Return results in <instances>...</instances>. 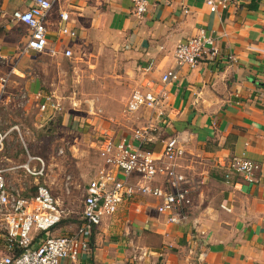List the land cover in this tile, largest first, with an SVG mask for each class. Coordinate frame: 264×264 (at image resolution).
I'll use <instances>...</instances> for the list:
<instances>
[{"label": "crops", "instance_id": "0c3cea01", "mask_svg": "<svg viewBox=\"0 0 264 264\" xmlns=\"http://www.w3.org/2000/svg\"><path fill=\"white\" fill-rule=\"evenodd\" d=\"M30 2L0 0V7L11 16ZM148 3V12L138 17L131 0H61L48 20V49L63 56L67 47L75 51L98 41L121 43L127 68L139 76L135 89L149 80L164 95L165 123L146 148L159 156L164 141L177 137L185 153L183 168H192L202 184L184 223H169L153 197L124 204L98 227L91 253L82 254L79 262L264 264V0H231L214 12L207 0ZM62 11L70 13L75 40L59 36ZM200 29L215 38L219 55L204 57L193 69L178 66L176 46ZM2 48L14 50L12 45ZM170 70L178 71V80L160 85ZM149 118L146 111L134 116L137 125ZM233 156L261 165L254 181L237 175L225 179L219 162ZM68 227L67 232L77 228Z\"/></svg>", "mask_w": 264, "mask_h": 264}, {"label": "built area", "instance_id": "2783aa9c", "mask_svg": "<svg viewBox=\"0 0 264 264\" xmlns=\"http://www.w3.org/2000/svg\"><path fill=\"white\" fill-rule=\"evenodd\" d=\"M138 17L149 10L148 0H131ZM231 0H207L211 11L219 6L226 8ZM61 0H31L25 10H15L12 22L26 28L27 36L14 48L5 52L0 45V109L10 102L17 108L26 110L36 103L40 112L60 111V103L42 88L34 91L21 87L12 92L15 78L27 79L32 73L21 65L32 53L44 54L49 47L48 20ZM186 13L188 10L185 11ZM0 13L6 15L1 7ZM71 16L67 11L59 14V36L61 39L75 40L78 33L70 26ZM178 66L195 68L204 57L215 59L219 55L215 38L205 29H200L194 37L178 43L175 49ZM68 59L75 58L72 47L63 51ZM4 68V70H2ZM32 78V77H31ZM178 71L170 70L162 75L160 85L177 81ZM12 90V91H11ZM166 97V95H165ZM164 95L156 91L155 82L147 81L131 94L126 112L134 115L143 111L149 113L147 124L132 131L129 136L116 138L107 134L99 145L100 166L89 180L83 197L82 223L71 232L57 236L39 237V233L52 230L69 216L68 208L54 196L50 187L37 181L35 192L26 194L22 187L10 186L6 179V169L0 164V236L4 243V255L0 264H62L69 260L80 264L82 254L91 253L92 238L105 218L113 217L126 203L138 196H149L159 204L160 214L168 215V222L180 224L188 220L194 206V192L202 181L194 175L192 168H183L184 149L177 137L164 141L163 151L157 156L146 145L155 132L162 127ZM19 130V127H15ZM9 131L0 130L1 154ZM60 153H64L60 150ZM35 163V166L32 164ZM225 169V179L237 175L248 182L255 180L261 165L255 160L233 156L228 161H220ZM43 159L28 154L22 168L27 175L43 176ZM135 178V180H134ZM65 191L71 193L72 177L65 180Z\"/></svg>", "mask_w": 264, "mask_h": 264}, {"label": "rangeland", "instance_id": "374dc122", "mask_svg": "<svg viewBox=\"0 0 264 264\" xmlns=\"http://www.w3.org/2000/svg\"><path fill=\"white\" fill-rule=\"evenodd\" d=\"M26 36L25 27L0 13L2 47L15 48ZM120 44L98 41L81 45L76 47L73 59L54 55L49 52L51 47L46 54L32 53L22 66L31 71L33 79L15 78L11 91L42 88L56 98L61 110L42 113L34 103L24 111L15 102L0 109V130L9 131L0 163L6 169L8 184L24 188L26 194L35 192L37 181L46 184L68 208L65 223L44 232L45 237L64 234L71 230L68 224L77 223L85 188L101 163L99 145L104 137L110 134L121 138L143 126L135 122L136 114L126 112L139 76L127 68ZM28 154L44 160L43 176L27 175L22 168L12 169L26 164ZM68 176L73 181L70 194L64 187ZM3 250L0 236V256Z\"/></svg>", "mask_w": 264, "mask_h": 264}, {"label": "trees", "instance_id": "16d2710c", "mask_svg": "<svg viewBox=\"0 0 264 264\" xmlns=\"http://www.w3.org/2000/svg\"><path fill=\"white\" fill-rule=\"evenodd\" d=\"M148 149V148H147ZM62 223H65V220L64 221H62L59 225H57L56 227H54L53 229H52V231L53 230H55L57 227H59ZM82 223V221L80 220V219H77V223H70V224H68L69 226H71V225H75V226H79L80 224ZM39 237H43V233H39L38 235H37V239L39 238Z\"/></svg>", "mask_w": 264, "mask_h": 264}]
</instances>
